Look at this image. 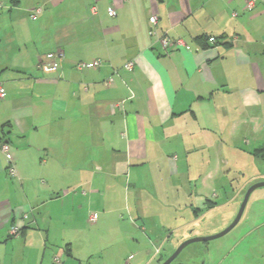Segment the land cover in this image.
I'll return each instance as SVG.
<instances>
[{
  "label": "crops",
  "instance_id": "1",
  "mask_svg": "<svg viewBox=\"0 0 264 264\" xmlns=\"http://www.w3.org/2000/svg\"><path fill=\"white\" fill-rule=\"evenodd\" d=\"M248 1L0 0V140L16 169L0 144V264H78L94 213L97 229L125 222L123 212L132 226L171 228L181 211L196 221L218 207L216 181L249 170L243 185L221 187L232 189L228 205L264 180L254 154L264 145V0L253 10ZM153 15L190 49L166 53L151 36ZM57 52L58 71L40 69ZM94 60L102 66L76 69ZM152 242L146 264L176 250L172 237Z\"/></svg>",
  "mask_w": 264,
  "mask_h": 264
},
{
  "label": "rangeland",
  "instance_id": "2",
  "mask_svg": "<svg viewBox=\"0 0 264 264\" xmlns=\"http://www.w3.org/2000/svg\"><path fill=\"white\" fill-rule=\"evenodd\" d=\"M239 144L242 145L241 142ZM262 166L264 167V164ZM262 173H264V168ZM231 177L232 181L229 182H225V180L215 182L219 197L218 207L214 210H204L196 221H191V216L181 211L179 217H183L184 220H177L172 224L174 226L164 229L156 225V219L146 223L144 229V224L139 221H135L136 226H132L129 222L130 214L128 212H123L125 222L115 223V225L114 222L112 225L105 224L100 229H97L95 224L88 222L89 226L80 230V235L83 231L82 236H79V241H77L80 248L83 249L81 262L78 264H126L131 256H133L131 264H146L148 258L146 253L153 254L157 249L153 246L152 241L160 243L162 239L169 236L172 237L173 247L177 249L188 239L213 236L222 232L235 220L247 190L256 183L264 182V180H260L253 183L247 187L245 193L241 194L234 204L225 205L232 198V189L228 188L222 191L221 187L230 183L234 188H238L249 179L250 172L247 170L246 175L237 174ZM181 199L185 202L189 201L184 190L181 191ZM160 201L171 203L170 197L166 194ZM257 223L258 225L262 224L263 227L254 230ZM154 228H159V231L164 235L163 238L160 239L156 234H153L156 232ZM249 231H252V234L241 241ZM240 242V247L235 251L236 245ZM235 254L249 255L247 264H264V187L253 192L241 221L230 233L213 241L189 245L172 264H188V260L197 264H214L213 260L218 261L222 257L227 259V256L233 257ZM236 260L237 258L228 259L225 264H239ZM153 264H158V261Z\"/></svg>",
  "mask_w": 264,
  "mask_h": 264
},
{
  "label": "built area",
  "instance_id": "3",
  "mask_svg": "<svg viewBox=\"0 0 264 264\" xmlns=\"http://www.w3.org/2000/svg\"><path fill=\"white\" fill-rule=\"evenodd\" d=\"M247 9L248 10H253L255 8V1L254 0H250L247 2ZM93 12L96 14L97 12V8H93ZM43 13V7H37L35 9L32 10L31 12V19L33 21H36L39 19L40 15ZM108 14L111 18L115 17L116 16V11L114 9H109L108 11ZM236 16V14L234 15ZM158 22H159V19H158V16L157 15H153L151 18H150V24L152 26L151 28V36L154 37L159 43L160 45L162 46L163 50L166 52V53H169L173 50H176V49H180V48H184V49H187L189 50L190 47H189V44L183 39V38H180V37H171L169 36L167 33H163L161 31H159L157 29V26H158ZM208 42L209 44L211 45H215L218 43V40L216 37H210L208 39ZM64 60V55L61 53V52H57L55 54V56L53 57L52 61L48 64H45V65H41L40 66V69L44 70V71H58V69L61 67V62ZM102 66V62L100 60H94V61H91V62H80L76 65V69L81 71V72H85V71H88V70H96L98 68H100ZM125 68L129 71V72H132L134 70V63L133 62H130L128 63ZM6 98V90L4 89L3 86L0 85V99H5ZM1 151L3 152V154L5 155L6 157V160L9 164V167H8V172L11 176H15L16 175V169H15V166H14V158H13V155H12V151H11V146L8 144V143H3L1 145ZM98 214L97 213H94L90 216V222L95 224L97 221H98ZM12 234L13 235H19L20 234V229L18 227H15L13 228L12 230ZM160 249L159 248L157 250V253L160 252ZM131 260H132V256L129 257L128 261L126 264H131ZM54 262L55 264H62V261H61V256H58L54 259Z\"/></svg>",
  "mask_w": 264,
  "mask_h": 264
},
{
  "label": "water",
  "instance_id": "4",
  "mask_svg": "<svg viewBox=\"0 0 264 264\" xmlns=\"http://www.w3.org/2000/svg\"><path fill=\"white\" fill-rule=\"evenodd\" d=\"M262 187H264V182H259V183L252 185L247 190L245 197L243 199V202L240 206V210H239L235 220L225 230H223L222 232H220L216 235H213V236L195 237V238H191V239L186 240L185 242L180 244L178 246V248L161 264H172L180 256V254L184 251V249L193 243L213 241V240L222 238L225 235H227L228 233H230L241 221L243 214L245 212V209L247 207V204H248L250 197L253 194V192L259 188H262Z\"/></svg>",
  "mask_w": 264,
  "mask_h": 264
},
{
  "label": "trees",
  "instance_id": "5",
  "mask_svg": "<svg viewBox=\"0 0 264 264\" xmlns=\"http://www.w3.org/2000/svg\"><path fill=\"white\" fill-rule=\"evenodd\" d=\"M209 38H210V37H209ZM209 38H208V39H209ZM3 143H5V142H3V141L0 140V144L2 145ZM254 154L257 155V156H260V157L264 160V145H263L262 147L256 149V150L254 151ZM165 260H166V259H165ZM165 260H161V261H160V264L163 263Z\"/></svg>",
  "mask_w": 264,
  "mask_h": 264
},
{
  "label": "flooded vegetation",
  "instance_id": "6",
  "mask_svg": "<svg viewBox=\"0 0 264 264\" xmlns=\"http://www.w3.org/2000/svg\"><path fill=\"white\" fill-rule=\"evenodd\" d=\"M193 262V261H192ZM193 264V263H192ZM197 264V263H196Z\"/></svg>",
  "mask_w": 264,
  "mask_h": 264
}]
</instances>
